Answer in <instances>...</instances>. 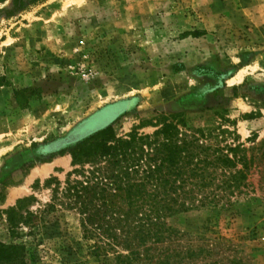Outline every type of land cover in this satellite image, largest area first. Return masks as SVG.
Wrapping results in <instances>:
<instances>
[{"label": "rangeland", "instance_id": "374dc122", "mask_svg": "<svg viewBox=\"0 0 264 264\" xmlns=\"http://www.w3.org/2000/svg\"><path fill=\"white\" fill-rule=\"evenodd\" d=\"M172 116L207 145H264V0H0V244L21 202L26 264H118L127 250H97L107 241L75 204L51 208L55 192L91 168L70 153L87 133L152 136ZM248 184L163 219L171 234L140 263L204 250L185 264H264V163Z\"/></svg>", "mask_w": 264, "mask_h": 264}, {"label": "trees", "instance_id": "16d2710c", "mask_svg": "<svg viewBox=\"0 0 264 264\" xmlns=\"http://www.w3.org/2000/svg\"><path fill=\"white\" fill-rule=\"evenodd\" d=\"M22 1L14 0L15 7ZM180 128H188L184 118L172 116L163 117L160 129L152 136L132 132L117 138L113 125L87 133L70 153L73 167L89 164L91 168L69 173L61 198L58 189L51 208L59 203L67 207L75 204L83 217L82 227L91 235L94 231L103 244L107 241L97 250L123 248L128 255H118V264H141L142 247L149 242L161 243L165 234H171L164 229L163 219L208 205L228 206L230 199L249 187L252 170L264 163L263 144L249 150L242 144L207 145L202 142V131L195 130L189 136ZM78 132L66 141H76ZM74 176H81L82 181ZM19 205L21 202L7 213L12 243L0 244V264H26L25 247L17 242L28 219ZM204 253H168L156 264H185ZM148 254L144 258L151 262Z\"/></svg>", "mask_w": 264, "mask_h": 264}, {"label": "bare ground", "instance_id": "6f19581e", "mask_svg": "<svg viewBox=\"0 0 264 264\" xmlns=\"http://www.w3.org/2000/svg\"><path fill=\"white\" fill-rule=\"evenodd\" d=\"M46 172H47V169L43 168V169H41V170L38 172V174H40V175H44Z\"/></svg>", "mask_w": 264, "mask_h": 264}]
</instances>
